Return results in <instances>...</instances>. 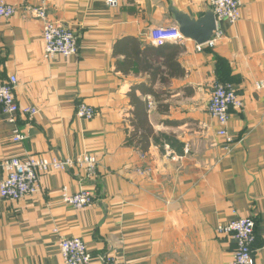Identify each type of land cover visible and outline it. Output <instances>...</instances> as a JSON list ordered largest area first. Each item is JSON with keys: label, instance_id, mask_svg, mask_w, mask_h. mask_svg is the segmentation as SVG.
<instances>
[{"label": "crops", "instance_id": "0c3cea01", "mask_svg": "<svg viewBox=\"0 0 264 264\" xmlns=\"http://www.w3.org/2000/svg\"><path fill=\"white\" fill-rule=\"evenodd\" d=\"M0 2L16 8L0 18V82L15 76L16 103L38 110L11 122L0 107V164L30 155L97 159L91 178L51 171L35 194L0 197V264H64L62 237L81 238L90 264H103L106 253L130 264H233L235 240L217 227L241 216L255 219V264H264V88L255 86L264 79V0H241L240 18L221 20L222 38L200 51L192 39L155 45L148 34L176 26L172 10L201 17L207 0ZM26 7H43L71 28L77 52L44 59L43 23ZM128 37L137 48L115 46ZM215 82L232 85L243 104L230 111L229 144L206 110ZM132 90L147 101L159 135L145 153L126 143ZM80 103L92 118L76 116ZM15 130L24 135L19 143L11 140ZM63 187L91 191L93 204L74 209Z\"/></svg>", "mask_w": 264, "mask_h": 264}, {"label": "built area", "instance_id": "2783aa9c", "mask_svg": "<svg viewBox=\"0 0 264 264\" xmlns=\"http://www.w3.org/2000/svg\"><path fill=\"white\" fill-rule=\"evenodd\" d=\"M108 4H114L118 0H105ZM215 17L216 28L208 41L203 44L195 43L197 51L204 47H214L222 38V31L218 23L225 19L231 23L237 21L241 16V0H207ZM42 21L41 39L43 42V58L50 60L56 56L69 57L77 52V36L74 31L58 21L48 18L43 7L28 9ZM16 12L13 5L0 2V18H10ZM150 42L161 45L165 42L181 43L185 38L179 32L177 26H155L149 29ZM16 86L15 76L0 82V107L2 112L11 122L15 121V114L22 113L32 117L37 113L35 106L20 107L14 98ZM256 88H264V79L255 83ZM242 101L235 88L227 83L215 82L211 88L207 113L217 124V135L227 144L233 138L227 131L231 109H241ZM75 114L79 118L90 119L94 110L80 103ZM24 135L15 130L11 140L19 143ZM169 154L170 150L165 147ZM1 169L3 176L0 179V197L9 200L23 199L38 191L39 179L51 171H62L76 169L82 171L84 177L91 178L96 173L97 159L93 154L80 153L74 157L65 159L47 158L43 155H30L25 158L19 156L10 157L2 161ZM62 199L76 210H81L93 204L91 191L81 189L74 193H67L66 187L61 189ZM217 231L226 234L235 240L233 251V264H255V251L253 243L255 240V219L252 216H241L228 222L226 225L217 227ZM58 250L64 264H90L92 256L85 243L79 237H62L58 241ZM103 264H130L128 261L112 255L102 254L98 257Z\"/></svg>", "mask_w": 264, "mask_h": 264}, {"label": "trees", "instance_id": "16d2710c", "mask_svg": "<svg viewBox=\"0 0 264 264\" xmlns=\"http://www.w3.org/2000/svg\"><path fill=\"white\" fill-rule=\"evenodd\" d=\"M118 43H127L130 47L133 45L134 49L138 47L137 39L133 37H128L127 39L120 40L116 43L115 46H117ZM138 52L136 53V56L138 55ZM216 62L218 64V62H221V60H218L216 58ZM219 79H221L220 76ZM146 91H148L152 96L158 97V94H156L154 90L152 91V89H146ZM130 102L133 106L132 115L129 118V126L132 127V130L127 131L126 143L127 145L138 148L142 153H145L148 150L151 142L158 144L159 135L154 132L152 126L148 121L147 101L137 97L135 95V92L132 90L130 92ZM160 106L163 107L165 105L164 103H161L159 104V107Z\"/></svg>", "mask_w": 264, "mask_h": 264}, {"label": "water", "instance_id": "95a60500", "mask_svg": "<svg viewBox=\"0 0 264 264\" xmlns=\"http://www.w3.org/2000/svg\"><path fill=\"white\" fill-rule=\"evenodd\" d=\"M207 10L201 17L195 19L186 13L172 10L177 28L184 38L192 39L197 44H203L210 39L215 28V17L212 10Z\"/></svg>", "mask_w": 264, "mask_h": 264}]
</instances>
